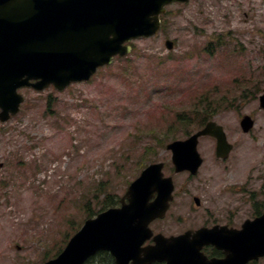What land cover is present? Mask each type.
I'll return each mask as SVG.
<instances>
[{
	"label": "rangeland",
	"instance_id": "obj_1",
	"mask_svg": "<svg viewBox=\"0 0 264 264\" xmlns=\"http://www.w3.org/2000/svg\"><path fill=\"white\" fill-rule=\"evenodd\" d=\"M231 2L195 0L177 20L172 6L168 26L133 41L127 60L64 93H26L21 114L0 128V264H43L109 196L121 198L150 162L166 163L165 174H173L166 145L198 130L203 116L195 118V111H208L235 145L230 160L216 168L219 180L243 185L246 198L253 186L264 185V112L258 100L245 99L252 89L244 87L247 66L264 61V5L251 26L238 9L249 11L246 2L233 1L225 18L221 3ZM226 25L245 48L241 55L219 50ZM167 40L175 49L166 48ZM204 98L208 103H200ZM247 114L256 125L243 134L240 120ZM215 149L214 139L200 140L203 172L213 169ZM185 177L175 176L178 187ZM187 203L177 197L168 219L153 230L170 235L188 227L189 217L176 216Z\"/></svg>",
	"mask_w": 264,
	"mask_h": 264
},
{
	"label": "water",
	"instance_id": "obj_2",
	"mask_svg": "<svg viewBox=\"0 0 264 264\" xmlns=\"http://www.w3.org/2000/svg\"><path fill=\"white\" fill-rule=\"evenodd\" d=\"M174 1L187 0H0V106L5 113L13 110L16 114L24 101L17 91L25 86L41 90L54 84L64 91L72 82L90 80L100 66L131 51L123 46L125 42L155 33L164 5ZM8 2L12 6H7ZM168 47L173 48V44L169 42ZM30 80L38 82L31 84ZM261 102L264 108V96ZM252 123L250 118L244 119L246 131ZM206 135L216 137L218 153L227 156L231 146L223 128L211 122L189 140L168 146L177 172L196 174L202 164L198 139ZM163 166L152 165L145 170L122 199L121 209H111L88 221L66 250L46 264H83L100 250L111 251L119 264L140 260L142 255L149 261L166 258L168 264H245L264 254V215L246 223L245 232L238 238L244 251L241 255L237 253L238 243H221L237 241V232L225 228L201 230L193 237L157 236L156 246L142 248L152 237L149 224L165 215L172 200L174 187L171 179L163 178ZM190 239L196 244L185 242ZM208 244L230 248L232 256L206 262L200 250Z\"/></svg>",
	"mask_w": 264,
	"mask_h": 264
},
{
	"label": "flooded vegetation",
	"instance_id": "obj_3",
	"mask_svg": "<svg viewBox=\"0 0 264 264\" xmlns=\"http://www.w3.org/2000/svg\"><path fill=\"white\" fill-rule=\"evenodd\" d=\"M230 1V0H228ZM233 1L239 5H250L249 11H244V15L256 23L258 6L260 3L264 5V0H232L231 4L223 3V10L228 17L230 8L233 7ZM220 178L215 175L201 176L195 179L191 178V182L180 190H188L193 196L201 198L199 206H192L187 213V217L193 221L203 225L202 227L228 226L240 229L245 221V215L251 213L253 217L264 211V199L261 202L260 190L264 191V185L258 186L250 197H245V189L243 186H233L225 181H218ZM202 201V202H201ZM182 214V211L179 213ZM205 254L212 258H223V254L213 247H206ZM264 259V258H263ZM261 261V260H260ZM164 264V263H157Z\"/></svg>",
	"mask_w": 264,
	"mask_h": 264
},
{
	"label": "trees",
	"instance_id": "obj_4",
	"mask_svg": "<svg viewBox=\"0 0 264 264\" xmlns=\"http://www.w3.org/2000/svg\"><path fill=\"white\" fill-rule=\"evenodd\" d=\"M204 116H208V113H206ZM185 122H187L186 120H185ZM115 205H117V201H115V202H113L112 204H110V206H115ZM106 255L107 254H105V253H102L101 254V257L104 259V260H106ZM101 261H99L98 263H100ZM101 263H103V262H101Z\"/></svg>",
	"mask_w": 264,
	"mask_h": 264
}]
</instances>
